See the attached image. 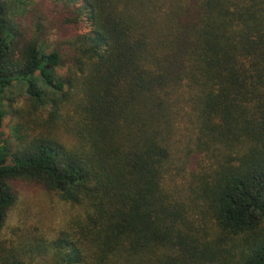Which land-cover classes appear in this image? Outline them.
Masks as SVG:
<instances>
[{"label":"trees","instance_id":"obj_1","mask_svg":"<svg viewBox=\"0 0 264 264\" xmlns=\"http://www.w3.org/2000/svg\"><path fill=\"white\" fill-rule=\"evenodd\" d=\"M21 1L0 0V264H264V0H41L30 27ZM16 183L70 206L52 237L5 233Z\"/></svg>","mask_w":264,"mask_h":264},{"label":"rangeland","instance_id":"obj_2","mask_svg":"<svg viewBox=\"0 0 264 264\" xmlns=\"http://www.w3.org/2000/svg\"><path fill=\"white\" fill-rule=\"evenodd\" d=\"M21 2L18 13L23 27H30L37 22L39 23V17L44 15L47 5L41 0H22ZM45 25L46 31L43 38L48 41L49 45H56L54 28L47 23ZM89 31L90 21L86 19L83 23L82 32ZM64 71H66V67L63 68L62 74ZM11 123L10 118L4 122L3 133L5 139L12 137ZM14 191L16 193V204L5 227V233L9 237L13 236V231L18 230V227L23 232L28 228L36 227V225H39L40 233L48 238L49 236L52 237L54 231L63 227L69 216L73 214L70 206L60 202L55 195L46 193L38 187L16 183L14 184ZM18 235H22V233H18ZM46 261L47 259L44 261L40 259L32 264H51Z\"/></svg>","mask_w":264,"mask_h":264}]
</instances>
